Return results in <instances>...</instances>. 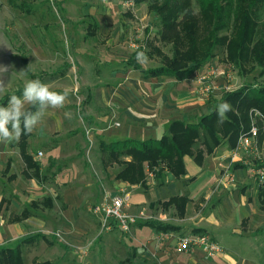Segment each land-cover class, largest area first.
Listing matches in <instances>:
<instances>
[{
    "label": "crops",
    "instance_id": "crops-1",
    "mask_svg": "<svg viewBox=\"0 0 264 264\" xmlns=\"http://www.w3.org/2000/svg\"><path fill=\"white\" fill-rule=\"evenodd\" d=\"M50 3L58 10L48 11ZM68 3L70 0H40L36 6L44 9L33 13L32 3L25 0L22 8L29 21L23 20L21 26L14 28L0 27V68L8 69L3 73L6 94L0 95L4 106L10 95H22L23 85L30 79H39L53 90L68 93L64 107L49 109L33 132L23 133L18 141L0 142V247L21 241L29 235L30 228L44 225L45 220L51 229L62 230L71 239L76 240L90 230L92 233L96 222L100 223L96 215L90 216L94 203L101 201L105 193L125 190L129 194V212L142 211L145 217L174 227L168 232L171 237L162 243L155 239L157 233L152 227L143 222L137 224L134 232L151 230L148 245L142 250L152 264H264V218L256 216L253 200L258 186L250 171L244 174L246 167H231L230 176L221 179L230 151L227 145L217 147L211 154L203 153L200 165L185 157L186 174L180 178L167 171L159 179L149 174L146 188L116 180L119 169L114 172L111 166L103 169L106 185L98 183L97 189L98 184L89 182L84 189L80 188L84 175L78 177L79 182L74 180L75 162L83 155L77 134L83 144L88 142L85 130L91 133L89 140L98 144L135 138L140 133L164 135L173 121L197 122L216 105V99L200 97L190 76L184 80L167 75L145 76L129 63L134 59L141 65L134 56L135 50L129 57L117 56V47H121V52H125V47L112 41L119 27L111 26L110 9L83 10L82 17L76 19ZM80 22L87 23L82 34L78 30ZM62 31L68 32L69 52L58 46ZM99 35L106 40L101 42ZM89 53L100 58L98 62L103 61L105 68L93 71ZM224 76L216 78L213 93L230 89ZM80 97L84 100L82 107L86 106L84 120L91 127L85 128L77 119L83 104L77 100ZM115 123L118 127H110ZM24 155L38 164L39 177L27 165ZM84 165L91 167L85 162ZM91 176L95 178V173ZM173 198L186 199L182 213L178 211V202H170ZM38 200L37 206H44V210L36 209L24 216V211ZM196 232L222 242V253L205 258L198 250L175 251L177 235Z\"/></svg>",
    "mask_w": 264,
    "mask_h": 264
},
{
    "label": "trees",
    "instance_id": "trees-1",
    "mask_svg": "<svg viewBox=\"0 0 264 264\" xmlns=\"http://www.w3.org/2000/svg\"><path fill=\"white\" fill-rule=\"evenodd\" d=\"M15 1L9 0L13 7H24V1L19 5ZM140 1L144 0H135V4ZM192 1L150 0L148 5L150 13L156 16L160 41L171 43V64L175 65L174 62L180 60L190 65L181 69L183 72L178 77L169 74L171 67L164 65L143 69L134 59H130V65L141 69L147 77L167 75L176 80H184L208 65L207 62L214 56V52L222 48L225 60L233 65L240 76L246 78L257 70L251 77H264V0H194L204 22L209 20L207 31L199 34L193 23V20L197 23L198 19L195 17ZM141 51L143 50L140 48L135 50L134 56ZM224 102L229 103L232 110L227 112L226 119L220 122L216 108ZM4 104L5 101L0 102V106ZM251 109H257L264 114V86L245 83L235 91L224 93L217 104L197 122L173 121L167 133L158 139H125L109 144L100 143V161L105 167L117 163L120 168L115 174V179L131 186L146 188L149 171L156 179L161 178L164 171L180 178L186 174L185 157L193 158L200 165L203 153L211 154L221 145L232 149L239 134L248 128V111ZM262 129L259 138L261 136L264 139ZM23 158L27 165L35 169L34 172L39 177L36 170L38 164L30 162L28 155ZM232 167L242 166L234 164ZM257 199L264 204V185L258 186ZM170 202H178V211L182 213L186 204L185 198H173ZM27 214L28 212L24 211L23 215ZM142 224L152 227L156 233H168L174 228L170 224L151 219ZM28 240L27 236L21 243ZM0 253V264H22L18 248L7 247Z\"/></svg>",
    "mask_w": 264,
    "mask_h": 264
},
{
    "label": "rangeland",
    "instance_id": "rangeland-1",
    "mask_svg": "<svg viewBox=\"0 0 264 264\" xmlns=\"http://www.w3.org/2000/svg\"><path fill=\"white\" fill-rule=\"evenodd\" d=\"M23 1L25 2V0H16L15 3L19 5L23 3ZM39 1L40 0H36L33 2V0H26L27 3L30 4L32 3L33 6H31L30 9H32L33 13H35L34 11H39L42 8L44 9L43 6L40 7L36 6L37 5L36 2L38 3ZM53 2L55 3V0H53ZM70 2L71 3H68L69 10L75 14L74 17L76 19H78V17L79 19L80 17H82L81 12L83 10H87V12H92L93 10H95V12H100L104 8L107 10L109 9L111 10V15H110L112 19L111 26H114L116 24V27H119L116 30L115 36L114 38H112L113 39L112 41L115 45L125 47V52H121L120 50L121 47L119 48L117 47L116 52L118 57H129L132 54V52L136 50L135 44H137V46H141L140 49L143 50L141 52H144L146 56V60L140 62L143 67L149 68V67H158L164 65L166 67H171V70L168 71L169 74L178 77L183 72L180 70L186 68L185 66L190 65L189 63L187 62L184 63V61H180V60L174 62L175 65L171 64V60H172L171 58L173 54L171 51V45H170L171 43L166 44L164 41H160V38L157 34L158 27L155 22L156 16L150 13L151 9L148 6L150 0L140 1L138 4H135V0H70ZM46 7L49 6L46 5ZM192 7L196 15L195 17H197L198 19L197 23L194 22L195 20H193V23L195 27L198 29V34L201 32L203 33L206 30V25L208 24L209 20L207 22H204V19L203 17H201V14H199L198 6L194 0L192 1ZM49 8L50 9L48 11L51 12H53V10H58L57 7L54 6V4L51 5V3ZM24 12H25L24 8L19 9L18 6L13 7L10 4L9 0H0V27L7 26L9 28H14L17 26V24L21 26L24 23L23 20L28 22L29 19H26V17H28L29 15H26ZM53 17L54 16H51L50 18L51 21L55 20V18ZM30 20H33V18H30ZM86 24L87 23L84 22L78 23L79 34L85 32L86 29L84 28ZM105 27H107V25H105ZM119 29L121 32L119 31ZM61 34H62V38L58 46L61 47L62 45L63 47L62 49H64L63 51L69 52L70 50L68 49L69 46L67 44V39H69L68 32L62 31L60 35ZM98 37H100V40L102 42L104 37L101 35H99ZM113 47L114 45L112 46V49ZM204 50L205 49H203V51ZM214 53H215L214 56L209 59L207 64L209 65L211 63H214L216 66H218V72H217L218 74L216 78L221 74L225 75L226 76V78H224L225 82H227V85L230 88L229 90L222 89L220 91H216L217 93L216 92L214 93L212 92L213 94L211 93L210 96H212L213 98L215 97L216 99L215 104H217V101L220 100V98L224 95V93L226 94L231 91H235L243 87V84L245 83L254 84L256 86H264V77L257 79L251 77V75L255 74L257 70H254V72L251 75H248L246 78L242 77L237 73L236 69L233 68V65L225 60V52L223 51L222 48H218L217 52ZM89 57L92 60L91 67L93 68V71L95 69L105 68V64L103 63V61L98 62L100 58H97L94 53H89ZM193 74H190L189 76L191 77ZM228 74L230 78L227 77ZM94 75L95 74H93V76ZM78 95H80L79 92ZM77 100L83 101V104L81 105V109L79 110L78 114H76L78 121L82 122L85 128L91 127L90 125H88L87 121L84 120V117L86 115V110H85L86 106L82 107L84 106V100L81 97L77 98ZM249 112L250 110L248 111V120H249L248 128L250 127L252 122V117L249 115ZM257 126L260 127V129H262L260 122L257 123ZM79 127L82 128L83 130L82 125ZM110 127H118V126H114L112 124L110 125ZM247 129H244L243 131H247ZM162 135H163L162 133L161 134L140 133L135 138H128V139H135L139 141H144L148 139L155 140L160 138ZM75 138L77 143L79 144L80 152H82L83 155L82 158L78 159V161L75 162V166H77L76 169L77 175L74 178V180H76V182H79L78 177L80 175H84L83 180L79 182V186L81 189H84L85 185H87L89 182H91L92 184L93 183L98 184L102 182V184L106 185L105 178L103 177L104 176L103 169L106 167L101 163V161L98 160V158H100L99 157L100 150H99L98 142L97 141L93 142L91 140V144H90V142L87 140L88 142L83 144L81 136H78L77 134ZM89 139H92L91 133L89 135ZM125 139L122 138V140ZM201 148L202 147H200V149ZM259 148L262 156L261 158H264V139H262L261 136L259 138ZM84 162L85 164H88V166H91L92 168L85 166ZM242 167L248 168V170L247 169L244 170V174L250 171V166L247 167L246 165ZM110 168L111 170L116 172L120 168V166L117 163H115L112 164ZM147 170L148 168H146V172ZM92 172L95 173V178H92L91 176ZM149 174H152V172L150 171L147 172V179ZM106 180L108 182V179ZM99 188L100 186L98 184L97 189ZM246 194H247L246 192H243V195ZM253 196H254L253 200H254L256 216L260 218L261 217L264 218V204H261L260 200L257 199V195L253 194ZM40 200L34 202L30 208H27L28 213L32 211H36V209L42 210L44 206H42V208L41 206H37L38 205L37 202H40ZM99 202L100 200L95 202L94 204ZM210 208L211 206H209L206 209L207 212H209ZM127 211L129 212V210ZM45 212L47 213L48 211ZM133 213L136 214L135 212ZM91 215L94 214L90 212V216ZM96 219L98 220L99 217L96 216ZM149 219L151 218L148 217L145 218V220H149ZM37 220L39 221L40 219L37 218ZM143 221L141 220V222ZM96 223H97V228L94 232L90 233L91 231L90 230L88 233L83 234L82 237L75 240V239H71L69 235L62 230H59V232L54 231L48 226V224L50 223H47V221L45 220L44 225L38 227L34 226L29 229V235L27 236L29 237L30 241L28 240V242L26 241V243L25 242L21 243V241H19L17 243L7 244L8 246L0 247V252L1 250L3 251L7 247L18 248L20 255L22 257V264H152L150 262L151 261L150 259H146L143 256L144 253L142 250V247L146 248L148 245L147 243L148 240L150 239L149 235L151 234L150 228L149 229L146 228V232L144 230L143 231L141 230L142 232L140 231L134 232L137 228V224H136L131 227L129 233L123 234L118 229H112L109 232L103 231V229L101 228V223H99L98 221ZM262 235H264V233H262ZM219 244L221 245L222 242H219ZM1 255L2 253H0V256ZM262 259L264 258H261V260Z\"/></svg>",
    "mask_w": 264,
    "mask_h": 264
},
{
    "label": "built area",
    "instance_id": "built-area-1",
    "mask_svg": "<svg viewBox=\"0 0 264 264\" xmlns=\"http://www.w3.org/2000/svg\"><path fill=\"white\" fill-rule=\"evenodd\" d=\"M141 46L135 44V49ZM218 66L214 63L209 64L201 72H196L190 77V81L195 84L196 92L200 97L207 98L216 88V76ZM230 78L229 74L227 75ZM249 115L252 122L247 131H242L237 138L235 146L230 149L229 154L225 157L226 164L222 167V178L226 179L230 176V169L234 164L242 166H250L251 176L254 178L258 186L264 185V158H261L259 148L260 127L257 123H261L264 128V114L257 109H251ZM117 126L118 124L115 123ZM88 141L89 131L85 130ZM42 154L38 153V157ZM129 194L125 190H120L117 194L105 193L102 200L91 207L92 214L100 219L103 231L109 232L112 229H118L121 233L130 232L133 225L138 224L141 220L145 221L144 213L136 214L128 212ZM143 221V222H144ZM171 235L164 232L156 234L158 242L167 241ZM200 251L205 258H212L222 253V246L210 235L204 232L189 233L185 235H177L175 237V251L178 253H187Z\"/></svg>",
    "mask_w": 264,
    "mask_h": 264
},
{
    "label": "clouds",
    "instance_id": "clouds-1",
    "mask_svg": "<svg viewBox=\"0 0 264 264\" xmlns=\"http://www.w3.org/2000/svg\"><path fill=\"white\" fill-rule=\"evenodd\" d=\"M136 58L138 62H143L146 60L145 53L137 52ZM7 71L6 67L0 68V95L6 94L3 73ZM67 100L66 91L53 90L39 79L27 80L23 85L22 95L12 94L8 98L7 105L0 106V142L18 141L23 133L33 132L49 109L63 108ZM231 110V105L227 102L217 106L220 122L226 119V113Z\"/></svg>",
    "mask_w": 264,
    "mask_h": 264
}]
</instances>
